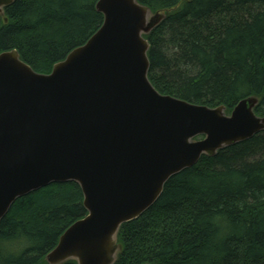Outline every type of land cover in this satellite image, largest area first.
Instances as JSON below:
<instances>
[{"label":"water","instance_id":"obj_1","mask_svg":"<svg viewBox=\"0 0 264 264\" xmlns=\"http://www.w3.org/2000/svg\"><path fill=\"white\" fill-rule=\"evenodd\" d=\"M15 1L0 0L5 23ZM177 7L98 0L101 27L50 73L16 48L0 52V223L18 198L52 183L75 182L84 196L87 214L48 264H117L122 225L151 208L172 176L264 132L257 95L228 113L155 87L147 36Z\"/></svg>","mask_w":264,"mask_h":264},{"label":"trees","instance_id":"obj_2","mask_svg":"<svg viewBox=\"0 0 264 264\" xmlns=\"http://www.w3.org/2000/svg\"><path fill=\"white\" fill-rule=\"evenodd\" d=\"M174 8L147 36L155 87L189 102L225 105L250 95L264 116V0H139ZM98 0H16L0 16V52L16 48L50 73L101 27ZM69 181L18 198L0 223V264H48L45 256L84 217ZM117 264H264V132L172 176L156 203L122 225ZM64 264H77L69 261Z\"/></svg>","mask_w":264,"mask_h":264}]
</instances>
